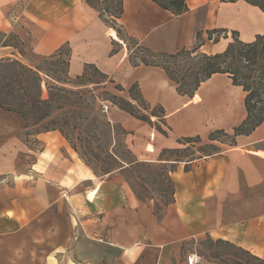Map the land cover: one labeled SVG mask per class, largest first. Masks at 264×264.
Masks as SVG:
<instances>
[{
	"label": "crops",
	"instance_id": "obj_1",
	"mask_svg": "<svg viewBox=\"0 0 264 264\" xmlns=\"http://www.w3.org/2000/svg\"><path fill=\"white\" fill-rule=\"evenodd\" d=\"M116 22L155 54L189 50L198 32V52L206 55L224 52L231 32L245 43L264 34V12L242 0H189L180 16L150 0H123ZM111 28L87 0H0V31L14 32L34 55L48 57L66 48L70 77L92 65L122 92L136 84L148 105L163 109L167 137L116 106L111 122L129 133L126 141L137 161L174 165L173 202L158 220L126 183L111 175L91 176L57 131L37 136L43 149L24 168L27 147L15 135L23 121L0 110L15 117L10 133H0V264H187L190 253L184 257L182 247L202 236L264 259V122L211 154L187 161L160 156L174 148L169 139L232 133L247 115L245 92L216 73L191 96L179 95L161 68L132 66L124 41L113 39ZM212 30H224L227 37L214 43L207 35ZM47 153L50 158L38 168ZM26 174L30 180L22 178ZM92 234L107 235L109 242Z\"/></svg>",
	"mask_w": 264,
	"mask_h": 264
},
{
	"label": "rangeland",
	"instance_id": "obj_2",
	"mask_svg": "<svg viewBox=\"0 0 264 264\" xmlns=\"http://www.w3.org/2000/svg\"><path fill=\"white\" fill-rule=\"evenodd\" d=\"M91 2L98 8L107 9L109 11L108 13H115L118 10L119 0L108 1L103 4L95 0H91ZM104 18L110 23V18L106 13H104ZM13 35H15V33L12 31L5 32V35L0 34V41L6 39L8 43L17 46L20 51H23L26 59L22 58V62L32 67H40L42 70L48 72L54 79L62 80L65 78L64 75L68 69V49L63 48L61 52L56 55L55 59L48 61V63H44L43 58L34 55L27 44L21 46ZM223 36L224 34L219 32L213 34L212 38L216 39ZM230 37L232 39V34H230ZM200 39L202 40L201 34ZM124 43L130 54V58L134 62H136L139 57H145L150 62L165 63L163 60H153L146 57L147 54L141 52L138 48V44L131 39ZM194 45L190 49H192ZM11 51L12 50L9 48L0 49V57L10 56ZM197 54H199V52H197ZM189 62L190 61L186 64V67L190 66L191 68H197L200 64L198 61ZM186 81L191 83L193 81L192 77L188 78ZM47 82L48 84L45 82L41 84L42 95L43 98L46 99L49 97V93H51V85H59L54 83L51 78H48ZM68 82L69 83L66 84L65 87L75 93L68 95L57 92L52 100L53 107L58 106L59 108V105L62 106L60 109L54 108L50 117V120H55V123L58 124L57 126L61 128L64 136L58 133L64 138L68 147L75 153L76 157L86 167L91 176L105 177V175H111V179L115 177L117 181L126 183L135 197L137 198L138 195L140 198L144 199V203L150 204L154 216L158 220L162 219L166 210L173 202V184L168 179L167 170L173 169L174 165H160V163L144 160L138 161L139 164L127 168L126 170L119 171L115 169L118 165L115 158H120L122 160H128L129 158L132 160L137 159L133 151H131L129 143H127L128 138L127 135L124 134L126 130L123 129L120 124L111 122V108L116 106L114 103L118 102L117 98L123 97L125 100H129L128 94L125 91H119L120 85L114 83L93 66H87L84 73L79 78L70 77ZM44 87L47 88L46 94H44ZM132 94L137 96L138 90L133 88ZM133 104L135 105L134 102ZM142 105L147 108L146 104ZM104 107H106V109H104ZM127 108L129 109V107ZM142 109V106L139 107L140 114H146L150 118L149 123L143 121L145 125L150 126L159 134L167 137V131L160 121L155 117L151 118L152 116L149 115L150 111H153L154 114H159V110L152 106H150L149 112ZM132 111L134 112L135 110L132 109ZM2 116L5 118H3V125L0 126V133L8 134L12 130H10L12 127L9 125H11V121H13L15 117H12L11 114L8 116L2 114ZM47 122L48 121H45L37 127L30 126L27 129L24 128V123H22V126H20L19 130L15 133L27 147L24 153L29 157L25 158L22 163L23 167L26 169H29L33 162L31 157L36 158L38 153L43 149L42 141H39L37 136L44 134L42 131L46 127ZM107 124L113 126V131H109ZM49 125L50 124H48V126ZM232 134L233 133H230L229 136H225L221 133H216L213 135V138L217 140L212 142L209 141L208 138H193L190 142H187L184 138H182V140L169 139L168 141L174 144V148L163 150L160 156L178 161L192 160L201 155L214 153L222 148L221 145L231 146L233 143ZM177 142H179V144ZM72 147L75 150H73ZM197 152L199 154H196ZM42 158L45 159L40 160L38 168L44 166L45 161L47 158H50V155L47 153ZM109 171H112V173H106ZM28 172L29 170H26L24 174ZM22 178L24 180H30L27 174L26 176H22ZM8 183H10V181H8ZM91 237L109 242L107 235L93 236L92 234ZM89 241L94 240L89 239ZM86 246V248L89 247V245ZM187 253H195L201 259L215 261L218 264H245L246 260H248L243 253L236 250L231 245L213 241L203 236L182 247V255L185 257ZM102 254L107 260L111 257L110 253L104 249ZM71 257V259H74L73 256ZM72 261L77 263L76 258ZM103 264H105V262H103Z\"/></svg>",
	"mask_w": 264,
	"mask_h": 264
},
{
	"label": "trees",
	"instance_id": "obj_3",
	"mask_svg": "<svg viewBox=\"0 0 264 264\" xmlns=\"http://www.w3.org/2000/svg\"><path fill=\"white\" fill-rule=\"evenodd\" d=\"M100 4L106 3L108 1L114 0H95ZM156 4L162 10L168 11L175 16H180L188 11V1L189 0H150ZM223 3H233L238 0H218ZM249 5L259 8L264 12V0H242ZM88 4L95 8L99 17L111 28V37L118 42L127 40L137 41L131 37H128L123 29L116 20L120 18L122 14V2L119 0L118 10L115 13H108L109 11L104 8H98L95 6L91 0H87ZM104 13L110 18V23L104 18ZM113 31V32H112ZM222 32L224 30H212L208 31V39L212 42H217L219 37L216 39L212 38V35L215 33ZM0 34L5 35V32ZM232 41L228 44L224 52L214 55H206L198 52V49L201 44L200 34L196 33V44L192 49L189 50H180L174 54L167 53H152L144 47L138 45V48L141 52L147 54L146 57L153 60H163L165 63H154L147 60L145 57H139V59L134 62L129 56V62L132 66L146 65L161 68L168 79L174 83L176 86V91L179 95L182 96H191L202 82L210 78L213 74L221 73L226 74L232 81L233 85L240 86L245 92L244 106L246 109V118L238 126L232 129V138L233 143L235 142V137L239 135H249L256 127L264 122V34L257 35L255 40L249 43H245L239 40L236 32H231ZM14 38L18 40V43L23 46V43L18 39L16 35H13ZM226 33L223 38H226ZM11 49L10 56L0 57V109L5 112H11L18 115L24 123V128L27 129L30 126L37 127L41 123L48 121L46 127L43 129V133L50 131H57L62 136L63 131L59 128L55 120H50L52 111L54 108L52 104L53 96L55 93L68 94L72 95L75 92L66 88L65 85L68 84L70 76L68 75V69L65 72L64 79H54L48 72L42 70L40 67H32L26 65L21 59H26L23 51H20L19 48L15 45H12L7 42V40L0 41V49ZM61 52H57L48 57H43L44 63L55 59L56 55ZM130 55V54H129ZM188 61H198L200 64L197 68H191L190 66L186 67ZM189 62V63H190ZM68 64V62H67ZM172 64V65H171ZM92 66V65H88ZM172 66V67H171ZM87 67V66H86ZM94 67V66H93ZM77 76L75 78H79ZM192 77V82L189 83L186 80ZM51 78L54 83L59 85L52 84L50 87L51 93L49 97L43 98V93L41 89L42 82L48 84L47 79ZM136 88L138 90V95L134 96L132 94V89ZM119 91H123L120 87ZM47 93V88L44 87V94ZM127 94L129 100H125L123 97H118L117 103H114L120 110L126 112L133 118L150 122V118L146 114H140L139 107L142 106V110L148 111L150 105H148L138 89L136 84H133L128 90ZM135 103V105L133 104ZM142 104H146V107H143ZM129 107V109L127 108ZM159 110V114H154L153 111H150L151 115L162 123L163 118V109L160 106H155ZM62 106L59 105L60 109ZM135 110L134 112L132 111ZM48 124H50L48 126ZM109 131H113V126L107 124ZM216 133H221L225 136H229V133L224 132L223 130H217L209 134V141H216L217 139L213 138V135ZM38 134V132H37ZM125 135L129 133L124 131ZM200 139L199 137H194ZM187 142H190L193 138H184ZM179 143V142H178ZM73 148V147H72ZM73 150H75L73 148ZM196 154H199L198 152ZM118 165L115 169L122 171L130 168L134 165L139 164L135 159L129 158L128 160H122L120 158H115ZM178 161V160H174ZM160 165H166L161 164ZM171 166H173L171 164ZM174 169V168H173ZM173 169L167 170V176L169 181L173 184V181L170 178V173ZM112 173V171L106 172ZM107 177V175H105ZM174 194V184L172 197ZM137 198L140 201L144 199L140 198L137 195ZM220 243H227L231 245L236 250L243 253L248 260L245 264H264V259L256 257L249 253L248 251L236 247L228 242L218 240Z\"/></svg>",
	"mask_w": 264,
	"mask_h": 264
},
{
	"label": "built area",
	"instance_id": "obj_4",
	"mask_svg": "<svg viewBox=\"0 0 264 264\" xmlns=\"http://www.w3.org/2000/svg\"><path fill=\"white\" fill-rule=\"evenodd\" d=\"M104 109H106V107H104ZM200 260L201 258L197 254L191 253L187 257V264H199Z\"/></svg>",
	"mask_w": 264,
	"mask_h": 264
},
{
	"label": "bare ground",
	"instance_id": "obj_5",
	"mask_svg": "<svg viewBox=\"0 0 264 264\" xmlns=\"http://www.w3.org/2000/svg\"><path fill=\"white\" fill-rule=\"evenodd\" d=\"M113 32V31H112Z\"/></svg>",
	"mask_w": 264,
	"mask_h": 264
}]
</instances>
